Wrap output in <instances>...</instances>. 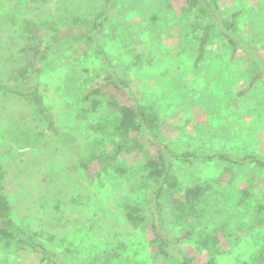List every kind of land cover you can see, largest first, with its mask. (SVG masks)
<instances>
[{
  "label": "rangeland",
  "instance_id": "374dc122",
  "mask_svg": "<svg viewBox=\"0 0 264 264\" xmlns=\"http://www.w3.org/2000/svg\"><path fill=\"white\" fill-rule=\"evenodd\" d=\"M145 1L140 8L124 3L121 9L111 11L112 16L134 10L140 14L118 20L129 25L122 30V39L121 30L117 37L105 31L101 41L137 97L145 104H156L162 112L165 141L181 152L207 149L211 155L242 158L255 153L264 158V84L248 93L249 99L240 95L257 75L249 58L217 38L210 44L203 66L196 69L194 44L179 32L184 0H159L170 1L173 11L157 24L150 19L157 11H162L163 19L164 6ZM217 3L225 19L241 13V35L248 42L253 40L252 46L264 59V0ZM105 7V0H0V85L8 83L12 64L23 66L28 61H9L25 47L23 21L52 22L67 28L79 19L82 24L92 25ZM166 22L170 24V36L160 34ZM91 52L83 45L66 52L58 48L43 64L40 81L48 90L46 104L54 115L56 134L47 129L30 103L0 94V163L7 173L14 218L29 236H54L53 241L40 237L35 240L58 254L63 264H91L95 255L104 250L117 254L110 264H178L171 258L157 257L150 244V230L129 226L119 206L122 200L132 198L148 210L150 193H137V189L112 174L91 182L92 173L81 168L89 158L88 122L81 118L77 97L67 85L75 70L79 74L72 78L85 92L104 84L102 67ZM136 54L144 59L136 63ZM122 99L129 101L124 96ZM100 139L107 148H113L111 139ZM135 160L136 156L128 157L130 163ZM223 171V162L219 161L195 164L181 171L180 176L184 186H189L191 177L210 181L222 176ZM232 173V184L224 179L223 187L216 188L219 194L208 203L206 221H215L218 214L219 221H227L236 232L230 239L220 235L223 254L218 255L217 264H250L251 255L264 244V226L250 229L255 219L254 205L264 192L263 172L245 167L234 168ZM253 179L257 185L251 188ZM243 190L249 192V199L243 198ZM182 249L198 264L208 263L210 255L197 251L195 239L184 241ZM0 264L39 263L32 255L5 252L0 243Z\"/></svg>",
  "mask_w": 264,
  "mask_h": 264
},
{
  "label": "trees",
  "instance_id": "16d2710c",
  "mask_svg": "<svg viewBox=\"0 0 264 264\" xmlns=\"http://www.w3.org/2000/svg\"><path fill=\"white\" fill-rule=\"evenodd\" d=\"M26 1L38 3L44 0ZM152 1L154 5H162L165 8L163 19L160 15L162 11H157L150 19L152 22L160 23L166 16L172 15L173 6L170 1L164 3L159 0ZM105 3V9L92 20V25L85 22L82 24L79 19L69 23L67 28L52 22L37 24L29 20L23 21L21 29L26 42L25 47L21 48L20 55L13 56L9 61L13 62L20 58H27L28 61L23 66L15 63L10 66L8 83L0 85V94L16 96L30 103L47 129L56 134L58 131L54 115L46 104L48 90L40 81L43 64L49 53L58 48H63L65 52L73 51L75 45L92 49L94 53H91L102 67L104 84L85 92L84 87H80V84L73 80V74H79L75 70L71 82L67 85L68 91L77 97L81 118L88 122L89 158L81 164L82 170L92 173L91 178L88 177L91 182L112 174L137 189V193L151 194L148 210H144L132 198L122 200L119 206L123 209L129 226L134 229L150 230L152 236L150 244L157 251V257L171 258L178 264H198L182 249L184 241L195 239L197 251L200 253L206 251L210 255L207 264H217L218 255L223 254L220 235L230 239L236 232L227 221H219L218 214L215 221L209 223L206 221L209 219L208 203L214 195L219 194L216 188L223 187L222 184L226 182L224 179L227 181L229 179V184L233 183L234 168H253L263 172L264 178V158L255 153L242 158L211 155L207 149L181 152L167 143L162 133L166 124L162 112L156 104H145L137 97L130 81L122 76V72L119 73L120 67L111 61L105 44L101 41L105 31L112 35L116 34L117 37L118 30H121L122 34L119 37L122 39L124 34L122 30H127L129 25H126L127 22L119 23L118 20H128L140 14L134 10L120 16L117 13L112 16L111 11L121 9L124 3L130 7L140 8L139 6H145L146 1L105 0ZM240 15L241 13H236L225 19L219 10L217 0H184L179 13L182 17L179 32L190 37L194 44L196 69L203 66L209 46L217 38L229 45L234 52L239 51L249 58L250 65L256 69L257 75L253 76L248 90L240 94L245 100L250 98L248 93L256 91L264 84V59L252 46L253 40L248 42L244 35H241L238 21ZM169 26V22H166L160 34L170 36ZM82 28L86 29L78 30ZM65 31H70L71 34L64 35ZM123 41L125 40L119 42ZM138 57L139 54L136 56L138 59L136 63L144 59ZM253 86L255 88L252 89ZM123 96L129 100L128 103L124 102ZM100 138L111 139L113 148H107ZM132 156H136V160L130 163L128 157ZM219 161L224 165L222 176L203 182L191 177L189 186H184L181 171L192 169L195 164L211 165ZM254 180L251 181V188L257 185ZM6 183L7 173L0 163L2 248L14 255L23 253L35 256L39 264H63L58 254H54L46 245L35 240L36 237H40L53 241L54 236L50 234L46 236L44 233L29 236L15 220ZM242 195L244 199H249L247 190H243ZM261 197L253 208L255 219L250 226L252 230L258 225L264 226V192ZM246 226L243 229H248ZM113 257H117V254L104 250L95 255L91 264H110ZM250 264H264V244L251 255Z\"/></svg>",
  "mask_w": 264,
  "mask_h": 264
}]
</instances>
